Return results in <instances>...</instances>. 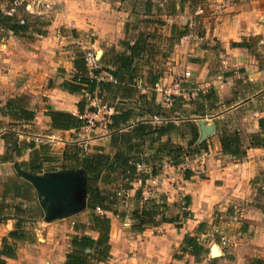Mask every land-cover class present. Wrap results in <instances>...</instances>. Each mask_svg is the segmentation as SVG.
Masks as SVG:
<instances>
[{"label": "crops", "instance_id": "0c3cea01", "mask_svg": "<svg viewBox=\"0 0 264 264\" xmlns=\"http://www.w3.org/2000/svg\"><path fill=\"white\" fill-rule=\"evenodd\" d=\"M15 1L0 0V11L5 12ZM19 1L15 13L21 16L24 10L45 22L39 24L38 19L30 18L29 29L22 34L0 26V195L17 179L24 178L28 186L21 187L18 194L9 192L6 199L0 196L9 216L0 221V264H66L67 253L76 248L74 236L86 234L98 239L105 229L92 220L88 195L81 210L47 221L37 190L19 169L34 175L80 169L69 164L56 166L63 160L66 146L61 156V151L55 155L48 140L58 131L72 138L62 139L66 145L96 144L114 153L111 136L115 132L149 120L146 115L132 118L116 130H110L106 121H97L88 130L84 126L63 129L54 128L48 114L49 106L79 114L78 103L85 92L73 89L71 82L81 71L76 60L85 49L95 50L102 66L115 69L118 52L126 49L122 41L133 43L144 32L131 34L126 27L130 8L123 0ZM202 3L157 0V11L146 13L153 24L148 29L157 37L149 36L148 47L133 64V83L131 68L124 74L126 84L135 90L125 96L121 92L106 94L115 104L121 100L138 111L143 103L140 94L147 93L146 101L156 100L169 108L171 121L177 124L206 119L207 124H213V132L206 138L208 149L180 164L165 157L156 175L130 182L118 205L96 209L111 220L108 249L87 247V264H264V191L260 188L264 183V0L227 7L216 1L206 14L197 15L195 10ZM190 33L194 37H188ZM167 42L175 46L168 56L160 50ZM185 70L194 75L186 78L185 102L170 110L172 102L163 101L149 79L159 72L160 81L170 82ZM104 72L111 80V73ZM199 92L213 97L200 96ZM25 109L32 110L34 117L28 118ZM166 121L165 116L153 119V123ZM233 131L241 138L242 155L223 151L222 134ZM253 134H260L255 142L261 143H253ZM170 136L178 144L172 132ZM15 138L33 141L36 146L27 145L17 153L10 145ZM166 138L163 135L151 146L146 139L144 154L154 152ZM36 150L41 152L38 160H34ZM16 161L22 166H16ZM34 163L41 165V171H36ZM144 170L150 172L152 165H145ZM138 190L141 195H137ZM186 196L191 198L187 206ZM147 198L168 206L161 204L153 221L138 227L134 212L149 205ZM162 214L176 220L162 221ZM20 232L24 236L13 235ZM187 234L197 236L199 251L184 240ZM4 239L15 248V254L3 253ZM213 247L219 254L212 252Z\"/></svg>", "mask_w": 264, "mask_h": 264}, {"label": "trees", "instance_id": "16d2710c", "mask_svg": "<svg viewBox=\"0 0 264 264\" xmlns=\"http://www.w3.org/2000/svg\"><path fill=\"white\" fill-rule=\"evenodd\" d=\"M29 14L19 16L17 13L8 14L4 11H0V26L4 29H11L16 34H22L30 26ZM40 22L43 24L45 21L40 17H37ZM41 31V28L38 29ZM151 34L141 33L138 38L132 43L128 40H123L122 43L126 46L122 52L117 54V68L110 69L101 65L96 70V72H110L117 82L112 80H96L90 78L87 75V67L84 60V57L78 58L76 61L77 66L80 68V72L75 76L74 82H71V87L76 90H85L94 91L95 88L102 89L105 94L108 93H118L121 92L124 96L133 93L135 90L132 86L126 84L125 71L131 68V76L134 74L133 64L136 59H138L143 51L148 47V38ZM161 73L157 72L152 74L149 81L154 84L160 79ZM133 83V76L131 77V82ZM200 96H208L212 98L211 94H203L199 92ZM107 96V94H106ZM143 103L137 111L134 106L122 104L121 100L116 102L115 108L116 111L111 115V120L106 122L107 127L110 130H116L122 125L128 123L133 118L134 120L137 117L141 118L145 115L149 120L138 121L127 130H120L115 132L111 136V142L116 147L114 153L106 152L104 148L96 144H80V143H69L66 145V148L63 152V160L65 165L69 163L70 167L80 168L87 177V195H88V207L92 214V220L98 225V228L105 229V233L102 234L98 239H95L89 235H76L73 238V244L76 246L73 250L67 253L66 264H87V256L90 255L86 251L87 247L94 248L95 246L104 247L108 249V239H109V230H110V218L105 214H99L96 212V207L100 206L102 209L112 208L113 205H118L121 200V195L127 188L131 187L130 182L136 179H141L144 181L146 178L151 175H156L160 170L165 157L168 161H171L173 164H180L186 160L187 157H190L195 154H200L203 150H207V140L199 141L201 136V128L198 122L196 121H183L180 124V129L182 137L186 139V145L182 143L175 144L170 136L171 130L176 127V124L171 121V113L169 108L162 106V104L157 103L156 100L152 102L147 100V93L140 94ZM185 102L184 96H176L172 101V106L170 110L179 109L181 105ZM80 114L84 113L86 110L94 109L93 106L89 105L86 95H84L79 103ZM24 113L28 118L34 117V112L32 110H24ZM22 114V113H21ZM48 114L52 118V124L54 128H77L84 126L86 124V118L80 117V114L76 115L70 112L57 110L49 106ZM158 117L165 116L168 118V121L161 123H153V119ZM163 135H166L167 138L164 142H159L156 146L154 152L150 154H144L143 152V143L148 139V145H153L155 141L162 140ZM257 137V138H255ZM254 138V139H253ZM260 134H253L252 139L253 143L259 144L260 141L255 142V139H260ZM7 139V136H6ZM9 142V140L7 139ZM10 145H13L17 153H20L21 148L27 145L35 147V142L26 140H18L15 138L10 141ZM221 143L224 152L231 153L233 155H242L245 153V150L240 148L241 138L237 131L225 132L222 134ZM41 150L44 151V148L41 147ZM39 150H36V157L34 160L39 159ZM32 160V163L33 161ZM143 163L145 165L151 164L152 170L146 172L145 170H139L138 164ZM16 166H22V162L16 161ZM33 167L36 171H41V165L33 164ZM21 177V174H18V178ZM17 179L14 181L10 187H7V190L0 195L3 199H6L9 192H14L18 194L21 187L27 188V183ZM141 195V192L138 190V194ZM184 205H189L191 198L188 196L184 197ZM146 203L149 205H144L141 209H136L134 212V217L139 221L138 227H143L145 224H149L153 221V218L156 214V208H159L162 204L164 208L168 205L163 202L159 204L153 198L145 199ZM6 203L0 200V221L9 218L8 214H5ZM18 210H22L21 206H17ZM188 213L184 211V215ZM162 221H173L176 220L173 217H169L165 214H162L160 218ZM181 225V224H178ZM15 236H24L23 233L13 234ZM186 242L190 243L194 250L199 251L197 246L198 238L197 236H192L187 234L184 239ZM78 247V248H77ZM3 253L13 255L15 254V248L12 245L7 243V240H3ZM4 262V260H2Z\"/></svg>", "mask_w": 264, "mask_h": 264}, {"label": "water", "instance_id": "95a60500", "mask_svg": "<svg viewBox=\"0 0 264 264\" xmlns=\"http://www.w3.org/2000/svg\"><path fill=\"white\" fill-rule=\"evenodd\" d=\"M101 53L100 50L99 54ZM199 124L200 141H203L213 132V124H207L206 119H200ZM19 172L37 190L40 201L46 208L45 219L47 221L70 216L86 206L87 177L81 169L64 168L46 171L42 175H34L22 169H19ZM212 252L219 254L216 247L212 248Z\"/></svg>", "mask_w": 264, "mask_h": 264}, {"label": "built area", "instance_id": "2783aa9c", "mask_svg": "<svg viewBox=\"0 0 264 264\" xmlns=\"http://www.w3.org/2000/svg\"><path fill=\"white\" fill-rule=\"evenodd\" d=\"M212 0H204V3L200 4L196 10L195 13L197 15H204L207 13L208 6L211 7L214 3L209 4L208 2ZM216 1V0H215ZM214 1V2H215ZM246 0H217V2L224 6H232L238 2H244ZM20 3L19 0H16L14 2V5L7 9L5 12L8 14H14L17 10L16 6ZM46 5H48V2H45ZM188 37H194L192 33L187 35ZM264 42V37L262 39ZM86 67H87V75L90 78L96 79V80H107V74L105 72H96V70L100 67V57L97 54V52L93 49H85L83 54ZM191 75L190 70H185L181 76L175 77L170 82H162L157 81L154 84V88L156 91L162 94V100L165 102H172L173 99L176 96H184L187 93V87H186V78H188ZM111 80L114 82H117V78H115L111 74ZM85 95L88 99L89 105L93 106L94 109L86 110L84 113L80 114V117L86 118V124L84 125L85 129H89L93 127L97 121H106L109 122L111 120V115L116 111L115 103L113 100L108 98L105 94V92L100 88H95L94 91H87L85 90ZM155 119H158V116L155 117ZM170 163H172L170 161ZM165 165L168 164L166 161L164 163ZM145 164L139 163L138 169L144 170ZM260 188L264 190V183L260 185ZM96 209L98 211H103V209L100 206H97Z\"/></svg>", "mask_w": 264, "mask_h": 264}, {"label": "rangeland", "instance_id": "374dc122", "mask_svg": "<svg viewBox=\"0 0 264 264\" xmlns=\"http://www.w3.org/2000/svg\"><path fill=\"white\" fill-rule=\"evenodd\" d=\"M214 1L215 0H212V1H209L208 3L212 4V3H214ZM123 2H124L125 5H127L130 8L129 15L127 17V26L126 27L129 29L131 34H138V33H141V32L146 33V32L150 31L151 32V37L152 38L154 37V39H155L157 37V33H155L154 30L148 29V27L149 26L152 27L153 24L151 22L152 21L151 17H148L146 15V13L148 11H150V10H155V12L157 11V4H155L157 2V0H155V1L151 0V3H149L147 0H123ZM105 12L106 11H103L104 14H105ZM21 14L23 16V15L26 14V12H24V10H23L21 12ZM153 14H155V13H153ZM37 16H39V15H35V17L31 16V18L37 19ZM153 18H155V17H153ZM163 20L165 22H168L167 19H163ZM182 30H183V28H182ZM168 42L163 48L160 49L161 52H164L165 55H167V56L170 54V52L172 50H174V47H175L174 46V42L171 45ZM193 77H194V75L192 74V75H190V77L188 79H192ZM172 122L175 123V121H172ZM175 124H176V127L174 129H172L171 132L174 134L175 140H177L176 143L186 142V141H184L185 138L182 137V135L180 134L181 131H182L180 129V123H178V124L175 123ZM177 128H178V130H176ZM55 134H56V136L52 137V139L48 140V142H50L52 144V146L54 148L53 149L54 154L58 155L59 154L58 152L61 151V153H60V156H61L62 155V150L66 146V142L62 141V139L66 138V136L69 138V140H72V138L69 135H65L64 136V133H61L60 131H58ZM63 162L64 161L61 160V162L56 163V166H60V165L64 166L66 163L63 164ZM67 164H69V163H67ZM262 191H264V190H262ZM43 216H44V214L41 213L42 221L45 222Z\"/></svg>", "mask_w": 264, "mask_h": 264}, {"label": "flooded vegetation", "instance_id": "af4514ba", "mask_svg": "<svg viewBox=\"0 0 264 264\" xmlns=\"http://www.w3.org/2000/svg\"><path fill=\"white\" fill-rule=\"evenodd\" d=\"M46 209V208H45Z\"/></svg>", "mask_w": 264, "mask_h": 264}]
</instances>
